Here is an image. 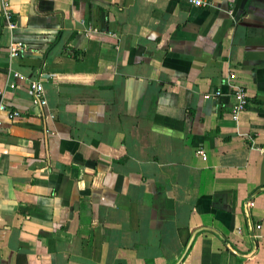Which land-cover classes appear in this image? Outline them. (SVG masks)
Instances as JSON below:
<instances>
[{"label":"crops","instance_id":"1","mask_svg":"<svg viewBox=\"0 0 264 264\" xmlns=\"http://www.w3.org/2000/svg\"><path fill=\"white\" fill-rule=\"evenodd\" d=\"M209 2L9 0L13 26L0 10L19 110L0 107V264H172L201 226L222 236L197 231L178 264H264V0Z\"/></svg>","mask_w":264,"mask_h":264},{"label":"built area","instance_id":"2","mask_svg":"<svg viewBox=\"0 0 264 264\" xmlns=\"http://www.w3.org/2000/svg\"><path fill=\"white\" fill-rule=\"evenodd\" d=\"M189 1L196 5H207L210 3L209 0H189ZM0 10H1L2 15L4 16L6 24L8 26H13L14 25L13 10L11 8L9 0H0ZM27 47H28V44L26 42L21 41V40H16V41H12L7 44V51H8V54L13 57V56H17L18 54H20V52L27 49ZM0 50H1V46H0ZM30 86L32 90L34 91L35 100L38 102H42L43 97H42L41 81H38V80L31 81ZM212 93L214 95H218L220 94V90L216 89ZM232 93L235 97V101L231 107V112L234 116H236L240 110L245 108V106L248 103V99H247L244 88L240 85H235L233 87ZM206 95L209 96L210 94H206ZM0 107H2L3 109H6L10 117L16 116L19 114L18 109L11 107L5 102V100L3 99V92L1 90H0ZM195 152L202 156H205V152L202 147H197L195 149ZM259 226L260 224H257V227Z\"/></svg>","mask_w":264,"mask_h":264},{"label":"water","instance_id":"3","mask_svg":"<svg viewBox=\"0 0 264 264\" xmlns=\"http://www.w3.org/2000/svg\"><path fill=\"white\" fill-rule=\"evenodd\" d=\"M259 189H264V186H261ZM249 224H250V222H249ZM249 226H250V228H251V224H250ZM201 229H210V230L215 231V232H216L217 234H219L220 236H222V235L220 234V232H218L215 228L210 227V226H201V227H198V228L194 229L193 232L191 233V235L189 236L187 242L185 243V246H184V248H183V251L181 252V254L179 255V257H178V258H177L172 264H178V263L182 260V258L184 257V255L186 254V252L188 251V249H189V247H190V245H191V243H192V240H193V237H194L195 233H196L197 231L201 230ZM252 242H253V245H254V248H255V246H256V241H255L254 238L252 239ZM227 245L230 247V249H231L234 253H236V254H238V255L246 256V255H249V253H251V252H248V253H242V252H239L238 250H236L235 248H233L232 245H231L230 243H227ZM254 248H253V249H254Z\"/></svg>","mask_w":264,"mask_h":264},{"label":"trees","instance_id":"4","mask_svg":"<svg viewBox=\"0 0 264 264\" xmlns=\"http://www.w3.org/2000/svg\"><path fill=\"white\" fill-rule=\"evenodd\" d=\"M25 42V41H24ZM27 43V42H26ZM65 52L72 55L75 59H81L84 56V51L72 46H67Z\"/></svg>","mask_w":264,"mask_h":264}]
</instances>
